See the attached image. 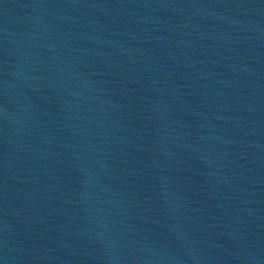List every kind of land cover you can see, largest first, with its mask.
<instances>
[{"label":"water","instance_id":"95a60500","mask_svg":"<svg viewBox=\"0 0 264 264\" xmlns=\"http://www.w3.org/2000/svg\"><path fill=\"white\" fill-rule=\"evenodd\" d=\"M0 264H93L1 162Z\"/></svg>","mask_w":264,"mask_h":264}]
</instances>
